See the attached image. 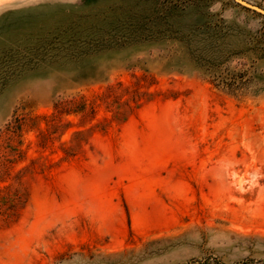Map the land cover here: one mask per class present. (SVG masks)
Wrapping results in <instances>:
<instances>
[{
	"label": "rangeland",
	"instance_id": "rangeland-1",
	"mask_svg": "<svg viewBox=\"0 0 264 264\" xmlns=\"http://www.w3.org/2000/svg\"><path fill=\"white\" fill-rule=\"evenodd\" d=\"M254 46L232 0H0V264H264Z\"/></svg>",
	"mask_w": 264,
	"mask_h": 264
},
{
	"label": "trees",
	"instance_id": "trees-1",
	"mask_svg": "<svg viewBox=\"0 0 264 264\" xmlns=\"http://www.w3.org/2000/svg\"><path fill=\"white\" fill-rule=\"evenodd\" d=\"M190 5L189 6H181V7H172V8H168L166 10V13H172V12H178V13H186V12H191L190 10ZM219 28V30L221 29L219 27V25L217 26ZM199 28V27H198ZM196 28V29H198ZM170 30L168 31V36L167 39L169 40H175V41H183V38H187L190 37L192 38L191 33L184 35V32H182L180 29H176L173 26H169ZM155 33H166L165 31L163 32H158L160 31L159 28H157L156 30H154ZM153 31V32H154ZM204 31H208V29L204 30ZM215 31V30H214ZM220 31H216L215 34L219 33ZM215 34L213 33H208V32H204V38L199 39L198 40V44H203L209 40L213 39V36H215ZM189 38V39H190ZM189 42V40H188ZM190 45V44H189ZM189 45L187 47H189ZM205 45V44H204ZM205 46H203L201 49L198 50V53L203 54V52H205ZM248 51V49H247ZM252 55L256 56V59L259 58H263L264 56V46L263 48H256V46H254L251 51ZM258 53H260L258 56ZM194 61L196 63H198V67H202V69L204 70V72H206L209 77L211 78V83L215 86V87H220L222 89L227 90L228 92L231 93H243L246 89H247V85H248V76H247V71L241 72V73H233L230 76H222V74L220 73H216L215 70H213L212 66L210 65V63L208 61L204 62L205 60H203L202 58L199 57H194ZM202 63H207L205 65H203Z\"/></svg>",
	"mask_w": 264,
	"mask_h": 264
},
{
	"label": "water",
	"instance_id": "water-1",
	"mask_svg": "<svg viewBox=\"0 0 264 264\" xmlns=\"http://www.w3.org/2000/svg\"><path fill=\"white\" fill-rule=\"evenodd\" d=\"M233 2H235L236 4L248 9V10H251L252 12L260 15L263 19H264V11L259 9L258 7L256 6H253V5H250L242 0H232Z\"/></svg>",
	"mask_w": 264,
	"mask_h": 264
}]
</instances>
